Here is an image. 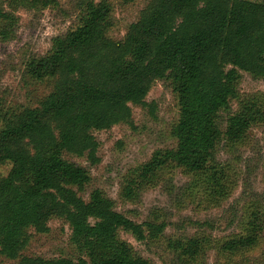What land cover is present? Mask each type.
<instances>
[{
	"label": "trees",
	"instance_id": "trees-1",
	"mask_svg": "<svg viewBox=\"0 0 264 264\" xmlns=\"http://www.w3.org/2000/svg\"><path fill=\"white\" fill-rule=\"evenodd\" d=\"M7 1V0H5ZM44 9L54 0H11ZM131 2L133 0H123ZM110 7L103 0L84 4L79 24L52 39L50 51L27 63L30 77L49 79L51 89L36 107L4 111L0 102V257L17 264H149L118 237L156 239L165 223H136L114 209L98 189L87 200L78 195L89 183L87 171L64 154L98 162L94 131L131 123V106L144 99L156 80L168 79L178 114L170 134L171 149L157 152L141 168V183L152 182L169 162L194 176L191 188L210 205L232 189L229 175L215 159L219 142H244L247 130L264 122V95L226 119H217L235 95L238 72L264 79V0H149L121 40L108 37ZM10 13L0 0V39L12 30ZM131 183L123 188L132 199ZM202 195V196H201ZM243 233L230 236L220 249L234 254L264 238V209L249 203L243 212ZM52 218L70 230L76 260L22 255L31 231L46 233ZM210 241L176 242L181 254L194 258ZM174 247V246H173ZM1 264V262H0Z\"/></svg>",
	"mask_w": 264,
	"mask_h": 264
},
{
	"label": "rangeland",
	"instance_id": "rangeland-1",
	"mask_svg": "<svg viewBox=\"0 0 264 264\" xmlns=\"http://www.w3.org/2000/svg\"><path fill=\"white\" fill-rule=\"evenodd\" d=\"M2 9L12 15L6 27L11 36L0 39V102L4 111L36 107L49 93V79L37 80L27 73L31 58L47 54L52 39L74 29L80 21L88 0H54L44 9H32L11 0H1ZM100 2L103 0H93ZM110 7L108 37L121 40L129 25L138 19L149 0H105ZM261 1V0H251ZM0 26H3L0 22ZM264 95V79L239 71L235 95L227 110L219 113L217 122L224 131L226 119L243 105L257 103ZM145 106H131L130 124L119 123L108 130L94 131L98 143V162L91 165L86 157L64 154V159L83 167L90 181L78 195L87 200L93 189L100 190L113 202L114 209L136 223L164 222V232L156 239L137 241L124 231L118 237L149 264H264V238L252 248L228 254L220 243L244 230L243 212L257 201L264 209V122L259 121L246 132L243 143L219 142L215 159L226 169L232 189L226 197L210 205L191 188L194 176L186 175L174 163H167L152 182L141 183L139 172L157 152L175 145L170 131L176 123L178 107L170 80H156L145 99ZM9 164H0L4 177ZM131 183L132 199L125 198L123 188ZM202 196V195H201ZM49 230L38 234L31 231L22 251L25 256L42 258L65 257L76 260L80 255L69 243L70 230L58 218L48 222ZM203 238L199 256L181 254L176 242ZM174 246V247H173ZM16 260L0 257L1 264H17Z\"/></svg>",
	"mask_w": 264,
	"mask_h": 264
}]
</instances>
